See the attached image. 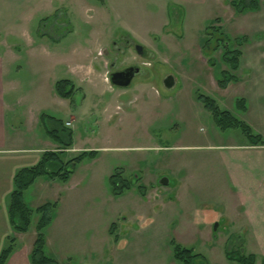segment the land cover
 <instances>
[{
	"label": "rangeland",
	"instance_id": "374dc122",
	"mask_svg": "<svg viewBox=\"0 0 264 264\" xmlns=\"http://www.w3.org/2000/svg\"><path fill=\"white\" fill-rule=\"evenodd\" d=\"M238 1H212L197 9L196 15L184 8L178 16L170 9L163 16L158 6H146L152 16H125L121 23L133 37L114 28L115 36L105 45L109 55L98 52V61L88 45L93 34L107 21L119 25L115 18L112 22L114 16L106 17L105 6L101 8L106 0H67L51 16L44 5L34 7L30 16H35L38 24L33 26L32 50L37 52L32 66L25 43L7 39L20 48L19 52L15 49L14 62L9 59L8 80L15 90L9 114L13 112L18 119L8 123V134L19 146L50 149L46 142L53 141L45 139V129H51L54 120L65 121L64 107L70 104L76 109L72 113L71 142L78 150L65 151L61 161L65 163L83 149L97 153L95 159L86 158L78 164L67 182L55 181L56 185L44 192L41 183L46 178L40 177L30 186L29 195L26 193L25 201L32 208L60 199L57 224L61 219L77 224L69 230L54 225L45 231V237L52 238L50 249L59 264H179L172 258L171 240L211 264L226 261L227 251L258 253L257 246L253 250L252 245L242 244L249 240L240 234L223 238L224 229L236 222L226 223L227 216L223 215L233 199L221 162L225 157L245 156L237 147L249 146V142L238 128L219 130L197 101L199 94L213 99L221 110L260 135L257 125L235 105L249 92L248 84L232 83L221 90L217 86L220 71L228 70L221 62L222 50L212 53L204 46V31L213 26L227 37L231 49L241 51V66L264 61V0H256L258 10L246 13H238L230 5ZM167 24L169 29L161 32L159 28ZM128 35L149 57L143 58L132 49L115 56L118 65L134 64L144 72V78L134 79L131 88L121 89L110 85L107 65L114 55L111 43ZM235 38H242L240 47L235 45ZM58 39H64L61 47L54 45ZM78 47L82 53L71 58L70 52ZM64 52L71 65L92 63L101 79H73L68 63L54 67V59L57 62ZM238 75L244 76L243 72ZM63 79L72 80L79 88L66 103L54 92L53 81ZM261 137L264 140V135ZM56 168L51 166V170ZM115 173L129 185L117 197L109 186V177ZM163 179L169 184H163ZM155 204L164 206L156 209ZM217 212L222 213L221 220L215 217ZM140 217L150 219L149 225H139ZM38 218L35 213L31 216L30 232L25 237L30 244ZM111 224L115 226L113 234L108 232ZM60 232L67 240L63 246L54 238ZM136 238H145L143 244H136ZM17 245L21 246L19 242ZM99 246L105 259L87 260L85 257Z\"/></svg>",
	"mask_w": 264,
	"mask_h": 264
},
{
	"label": "crops",
	"instance_id": "0c3cea01",
	"mask_svg": "<svg viewBox=\"0 0 264 264\" xmlns=\"http://www.w3.org/2000/svg\"><path fill=\"white\" fill-rule=\"evenodd\" d=\"M65 1L67 2V0H0V252L5 246L8 238L13 236L15 239L13 250L10 253L5 264H30L29 255L33 244V242L30 244V240H25V237L30 232V225L26 233H15L12 231L9 223L7 205L9 195L13 189V178L16 172H18L20 169L35 166L39 162L43 152L57 151L60 148V146H58L54 140L47 136L46 132L45 139L47 138L53 141V144L46 142L48 143V148L50 149H44L45 147L35 148L31 146H19L15 142L14 137L12 138L8 134V123H15L18 119L13 114V112L9 114L10 109L13 107L12 95L15 90L13 91L11 82L8 80V68L10 60L14 62V58H16L14 54L15 49H17L19 52L20 48L10 44L7 39L15 38L18 39V41H22L25 43V48L29 50H27L26 52L28 55V59L30 60V66H32L34 64L32 59L35 58V54L37 52L32 50L34 48L32 44L35 36L33 26L38 24V20H35V16H30V12L34 7L44 5L46 10L48 11L47 15L51 16L59 11V7H61L60 5H62ZM212 1H218V3L221 2V0H106V4H102V6L100 5L101 8H104L105 6V11L107 12L106 17L108 18L109 16H114L111 17L112 22H114L113 18H115L119 21V25L114 23L112 26L107 21L105 24L106 27L102 25L101 31L99 33L93 34V38L89 41L88 45L92 48V52H95L96 58H94L98 61V52L105 54V45L107 44V40H109L112 36H115L112 34V30L114 28L124 30L126 33L130 34L131 37H133L130 30H128L127 27H125L121 23L123 22L122 20L126 21L125 16H152L146 6L149 7L154 5L159 7L160 13H162L163 16L168 15L169 9L173 11V16H178L179 14L184 13V8H187L189 14L194 12L196 15L198 14L197 9L201 8L202 6L204 7L206 4ZM256 10H258V8ZM110 12H112L113 14L111 15ZM246 12L247 11H244V13ZM97 18H99V16L96 17V19ZM29 24L30 31L28 30ZM168 29L169 24L159 28L161 32ZM130 35H128V37H130ZM63 41L64 39H58L57 43H55L54 45H59V47H61ZM81 50L82 49L80 47L74 48L72 52H70L71 58H74L82 53ZM55 62L56 60L54 59V67L56 65H65L68 63V73L73 79H78L83 76L86 78L96 76L101 79L100 74L91 65L92 63L87 66L77 63L71 65L67 61V55L65 52L62 56H59V59L57 61L58 64L57 62ZM242 72L244 76L239 77L238 73L241 74ZM233 74L237 78V81L234 82L235 85L248 84L247 86L249 87V92L245 94L246 96L243 95L244 98H242L246 103V111L243 112V114H246L251 122L257 125L256 128L261 130L258 131V134L263 136L264 61H255L248 66H241V62H239L238 69L234 71ZM238 77L240 78V80ZM69 81L73 84L75 89H79L72 80L69 79ZM53 82L55 86L57 80H54ZM231 84L232 83H230L226 89L221 90H227L231 86ZM62 100L66 103L69 99ZM64 108L68 118L61 123L64 126L66 122H69V126L66 128L69 129L72 133V113L75 112L76 109H72L70 107V104H67ZM7 110H9L8 113H6ZM8 117L10 118L7 121ZM237 148H239L241 152H244L245 156H234L227 158L225 157L221 162L225 166L227 171V177L231 187V189H228V193L233 199L232 206L227 205L226 209L223 210V215L227 216L225 217L226 223L230 222L229 224H234L236 222V225H234V227H231L230 229H227L226 227L224 229V232L226 234L223 235V238L226 239L232 236H238V234L244 236V238L248 239L249 241H246L247 243L242 244H246L248 246L252 245L253 250L254 246H257L258 248L257 254H250L255 258L254 264H264V146L243 145ZM73 150L76 151L78 149H74L73 145L71 144V146L65 151L68 152ZM88 150L90 149H83V151ZM44 178L47 179H45V181L41 183L44 192L50 189L51 185L55 186V181H59L56 179L51 180L47 177ZM163 180L167 181L166 185L169 184L168 179ZM29 189L30 187H28L23 192V200L28 208L34 210L41 205L32 208L30 207V204L25 201L26 193H28L27 195H29L30 193ZM55 203L56 208L53 212L51 223L43 231L45 239L44 252L49 258L59 264V259L55 257L52 250L50 249L52 238L48 235L45 237V231H47V229L48 231L49 229H53L54 225H57L56 228L58 229L69 230L74 227L76 228L77 224L76 222H71L67 219H61L57 224L56 220L58 217L57 213L60 206V199H58V201H55ZM161 206H164V204L154 205L156 209H161ZM149 207L152 208V205H149ZM221 216L222 213H215V217L218 220L222 219ZM140 219H142L139 221V225L141 226H147L151 221L150 219L141 217ZM114 227V224H111V226L109 227L108 232L110 234L112 233V229ZM217 230L218 229L214 230L213 233H216ZM54 235V238L57 240L60 246H63L67 241L62 236V232H60L59 236L58 233ZM207 237L208 239H210L211 237L209 231ZM144 239L145 238H136L135 241L137 243H135L138 245L143 244L142 242L144 241ZM116 241L117 238H115V242ZM18 242L21 245L20 247H17ZM75 242L77 241H73V243ZM152 242H155L154 239L152 240ZM91 254L89 253L85 258H88L87 260H98L101 258L105 259V257L102 255L100 246L96 248L94 247ZM93 254H95L96 256H94ZM116 257L118 258L119 256L116 255ZM207 263L211 264L209 262ZM168 264L176 263L171 262ZM220 264L236 263L231 262L226 258V261L221 262Z\"/></svg>",
	"mask_w": 264,
	"mask_h": 264
},
{
	"label": "trees",
	"instance_id": "16d2710c",
	"mask_svg": "<svg viewBox=\"0 0 264 264\" xmlns=\"http://www.w3.org/2000/svg\"><path fill=\"white\" fill-rule=\"evenodd\" d=\"M104 0H98L103 2ZM238 13L247 10H256L258 4L256 0H239L237 3L230 4ZM206 40L204 46L212 53L218 49L222 50L221 62L228 70L220 71V78L217 80V86L220 89H226L230 83L237 81L233 74L238 69L241 51L239 49H231V43L225 35H223L219 28L209 26L205 29ZM242 38H235L234 43L238 47L242 44ZM54 91L57 96L62 99H71L75 88L73 84L66 79L59 80L55 83ZM197 101L201 103L203 108L212 116L215 126L219 130H227L238 128L245 136L250 146H264V140L260 135L253 134L249 125L243 121L235 118L230 112L221 110L215 101L205 95L199 94ZM237 110L241 112L246 111V103L244 99H238L235 102ZM51 129H45L48 137L60 145L57 151L43 152L39 162L29 168L20 169L16 172L13 178V189L9 195L7 213L11 229L15 233H26L28 231L31 216L33 213L39 216L35 227V238L29 255L30 264H57L56 261L49 258L44 252L45 239L43 235L44 229L51 223L53 212L56 208V203L48 202L35 208L34 210L28 208L23 200V192L30 187L34 181L39 177H47L51 180L56 179L60 182L68 181L72 175L74 168L80 164L84 159H94L97 156L96 151L88 150L81 151L75 157L63 163L60 156L72 144V133L59 121H53ZM55 165L57 168L51 170V166ZM68 168V169H67ZM109 186L113 196H120L125 190L129 189V185L118 179V174H112L109 177ZM14 237L7 239L5 246L0 252V264H5L14 246ZM172 249V258L180 264H208L206 259L195 253L192 249H186L170 241ZM227 260L236 264H254L255 258L253 255H245L241 253H234L233 251L226 252Z\"/></svg>",
	"mask_w": 264,
	"mask_h": 264
},
{
	"label": "flooded vegetation",
	"instance_id": "af4514ba",
	"mask_svg": "<svg viewBox=\"0 0 264 264\" xmlns=\"http://www.w3.org/2000/svg\"><path fill=\"white\" fill-rule=\"evenodd\" d=\"M135 45H137V43L134 42L128 36H122L120 38V41L119 42H114L113 41L111 43V50H112V52H113L114 55L110 57V59H111L110 60V63H108V65H107V68H108V76L111 75L114 72H120V71H123V70L128 69V68H131V67H135L136 69L139 70L138 71V74L135 77L132 78V80L130 82V85L128 87H126V88H121V89H129V88H131L132 82H133L134 79H136V78H138L140 76L141 77L144 76L143 69L141 67H139V66H136L134 64H129V63L123 64V65L120 63V65H118L116 63V57L115 56H119L120 54H123L125 52V50L132 49L136 53V51H135ZM105 55L108 56L109 54L105 51ZM148 57H149V55H148V53L144 49V56H143V58H148ZM169 83L167 82V84H169ZM116 88H118V87H116Z\"/></svg>",
	"mask_w": 264,
	"mask_h": 264
},
{
	"label": "water",
	"instance_id": "95a60500",
	"mask_svg": "<svg viewBox=\"0 0 264 264\" xmlns=\"http://www.w3.org/2000/svg\"><path fill=\"white\" fill-rule=\"evenodd\" d=\"M135 51L137 55L144 56V48L141 45H135ZM138 71L135 67H131L120 72H114L108 76L109 83L113 87L126 88L130 85L132 78L138 74ZM162 182L163 184H167V181L163 180Z\"/></svg>",
	"mask_w": 264,
	"mask_h": 264
},
{
	"label": "built area",
	"instance_id": "2783aa9c",
	"mask_svg": "<svg viewBox=\"0 0 264 264\" xmlns=\"http://www.w3.org/2000/svg\"><path fill=\"white\" fill-rule=\"evenodd\" d=\"M64 125H65L66 127H68V126H69V122H66Z\"/></svg>",
	"mask_w": 264,
	"mask_h": 264
}]
</instances>
